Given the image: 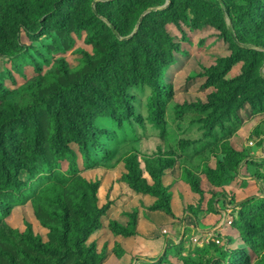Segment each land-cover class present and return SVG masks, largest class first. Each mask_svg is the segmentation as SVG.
Listing matches in <instances>:
<instances>
[{
	"label": "rangeland",
	"instance_id": "1",
	"mask_svg": "<svg viewBox=\"0 0 264 264\" xmlns=\"http://www.w3.org/2000/svg\"><path fill=\"white\" fill-rule=\"evenodd\" d=\"M0 26L15 41L0 57V119L13 121L0 132V251L14 258L0 264L264 260V160L249 147L264 136V0H0ZM93 127L86 164L71 140ZM34 135L51 160L69 142L76 174L58 181L69 164L55 162L52 176H9L4 151L30 164ZM66 207L98 228L66 227Z\"/></svg>",
	"mask_w": 264,
	"mask_h": 264
},
{
	"label": "trees",
	"instance_id": "2",
	"mask_svg": "<svg viewBox=\"0 0 264 264\" xmlns=\"http://www.w3.org/2000/svg\"><path fill=\"white\" fill-rule=\"evenodd\" d=\"M16 22L17 24L16 26H14L13 34L15 35V41H18L20 39V33L22 29H28V28L25 24H23L22 20H18L16 18ZM15 41L8 40L7 36H5L4 27L0 26V57H4V56L12 57L15 55V54H12L11 52L15 46ZM7 93H8L7 90L0 85V94L4 96ZM8 105H11V103L8 102ZM12 123L13 121L11 119H5V118L0 119V132L3 131L4 127L6 126L9 127V124L11 125ZM40 126H41L40 123H36L35 127L33 128L35 132ZM96 131L101 132V129L99 127H93L90 133L88 134V136H84L82 132H79L77 134V137L74 138V140H71V142H74L75 144H77L79 148V153L82 156L86 164L91 163L93 161V156H92V153L89 147H90V143L95 142L96 140ZM12 138H13V134H12ZM42 138L43 136L34 135L33 140H32L34 150L31 153L26 152V154L24 155L26 159L30 160L29 162L30 164L21 160V158L19 157L22 155L21 151L16 156H13L11 154V152L15 151L13 149L11 150V152H9V150L4 151L7 160L12 166L11 170L9 171L6 170L9 176L10 174L11 175L14 174L15 176L20 175L23 172L29 173L30 176L34 178L42 174H48L52 176L56 172V168L54 167L55 162L56 163L68 162L69 164V170H68V173H66V175L58 174L56 177H54L58 179V181L65 180L67 175L74 176L76 174L78 170V156L76 152L74 151V149L68 145L69 142L63 139H60L59 142L57 143L56 158L54 160H51L47 158L49 156V153L46 151L47 149L45 148V146H43L40 143V141H42L41 140ZM209 172H212V171H209ZM164 176L165 175L163 173L160 179V186L158 187V192H162L163 195L165 194V191H163L164 187L162 183ZM187 183L190 185V188H192V191L194 193L200 195V192L197 189V185H195L196 182L194 179L191 178L190 181H187ZM84 185L87 186L89 189L93 188L95 192H97V189L99 187V185L91 184L87 182H85ZM52 189L54 193H56L59 190L58 186L55 184L54 186H52ZM133 189L137 191V193H140V191H138L136 187H134ZM147 195H150L151 197L156 198L155 195H152L149 193H147ZM156 200H158V198H156ZM82 201H85V197ZM157 203L158 202L156 201V203L152 207V211H160ZM162 211L166 213L167 215H172V208L170 207V203H168L167 206H165ZM36 213L38 214V217H39V209L37 206H36ZM64 214L66 216V221H64L65 224H67L66 227L69 226L67 222H72L76 226H79L78 228H81V229L85 228V231H86L84 235L85 237L88 236V234L91 231H94L98 228L96 224L89 226L90 219L87 217V215H84L82 219L78 221L77 219H74L71 217L70 211L67 207L65 208ZM39 220L42 223L45 221L42 217H39ZM39 247H40L42 255L44 256L52 255L55 252V249L52 243L44 244L41 241H39ZM71 251H74V250H71ZM0 254L7 255L10 259L14 260L13 256L9 255L6 251H0ZM257 264H264V260L259 261Z\"/></svg>",
	"mask_w": 264,
	"mask_h": 264
},
{
	"label": "built area",
	"instance_id": "3",
	"mask_svg": "<svg viewBox=\"0 0 264 264\" xmlns=\"http://www.w3.org/2000/svg\"><path fill=\"white\" fill-rule=\"evenodd\" d=\"M249 147H250V149L256 151V154H254L253 156H255L256 158L264 160V136H261V138L258 140L251 141ZM225 222H226L225 224H228L230 226L233 224L231 221H225ZM163 231H164V233H167V230H163ZM214 241L217 244H219L221 242V240L217 237L215 238Z\"/></svg>",
	"mask_w": 264,
	"mask_h": 264
},
{
	"label": "crops",
	"instance_id": "4",
	"mask_svg": "<svg viewBox=\"0 0 264 264\" xmlns=\"http://www.w3.org/2000/svg\"><path fill=\"white\" fill-rule=\"evenodd\" d=\"M168 178H169L168 175L164 176V183H165V180H168ZM179 183H180V182H179ZM180 184H183V183H180ZM180 184H178V188L180 187ZM176 187H177V186H176ZM184 189H186V188H184ZM173 198H174V199H173V202H175V201H176V200H175V197L173 196ZM154 202H155V201H154ZM153 204H154V203H153ZM171 208H172V214L175 213V210H174V203L172 204V207H171ZM158 212H159V211H158ZM155 214H156V213H154L153 215L156 216Z\"/></svg>",
	"mask_w": 264,
	"mask_h": 264
}]
</instances>
